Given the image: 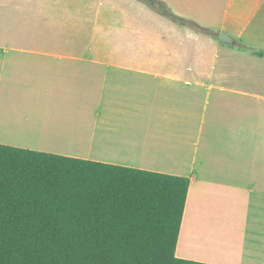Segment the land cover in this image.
Wrapping results in <instances>:
<instances>
[{"label": "crops", "instance_id": "1", "mask_svg": "<svg viewBox=\"0 0 264 264\" xmlns=\"http://www.w3.org/2000/svg\"><path fill=\"white\" fill-rule=\"evenodd\" d=\"M174 1L211 2L215 34L180 38L220 65L58 48V0H0V145L184 177L175 256L264 264V0Z\"/></svg>", "mask_w": 264, "mask_h": 264}, {"label": "trees", "instance_id": "2", "mask_svg": "<svg viewBox=\"0 0 264 264\" xmlns=\"http://www.w3.org/2000/svg\"><path fill=\"white\" fill-rule=\"evenodd\" d=\"M188 185L0 145V264H204L175 256Z\"/></svg>", "mask_w": 264, "mask_h": 264}, {"label": "rangeland", "instance_id": "3", "mask_svg": "<svg viewBox=\"0 0 264 264\" xmlns=\"http://www.w3.org/2000/svg\"><path fill=\"white\" fill-rule=\"evenodd\" d=\"M13 1L23 3V0ZM155 1L150 6L141 0H69L67 4L58 0V48L104 50L110 52L111 57L106 58L112 63H125L124 60L130 58L141 62L150 58L154 54L153 50L160 44H173L174 50L184 53L183 64L199 65L202 59L207 66L214 64L216 67L221 64L226 56L220 51L215 58L214 54L209 53L214 46H210L208 42L204 48H199L194 38L183 42L180 38L181 34L185 38L190 34L188 32L201 39H206L208 34H215L212 31H217L215 27L218 23L215 17L210 18L208 15L212 6L210 1L197 6L184 5L174 0ZM173 5L176 9L172 8ZM161 6L169 14L192 22L205 31L200 32L188 25L172 21L164 16ZM218 10L219 7L211 11L214 13ZM46 21L47 27H50L54 19L50 21L46 18ZM0 27L7 31L8 24L4 17L0 19ZM46 30L50 31L48 28Z\"/></svg>", "mask_w": 264, "mask_h": 264}, {"label": "water", "instance_id": "4", "mask_svg": "<svg viewBox=\"0 0 264 264\" xmlns=\"http://www.w3.org/2000/svg\"><path fill=\"white\" fill-rule=\"evenodd\" d=\"M219 41L222 43H231L232 40L224 34H220Z\"/></svg>", "mask_w": 264, "mask_h": 264}]
</instances>
